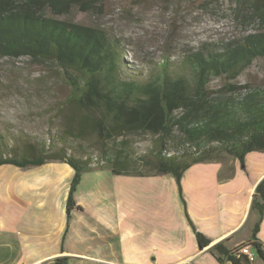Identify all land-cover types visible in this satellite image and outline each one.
Masks as SVG:
<instances>
[{
  "label": "trees",
  "instance_id": "trees-1",
  "mask_svg": "<svg viewBox=\"0 0 264 264\" xmlns=\"http://www.w3.org/2000/svg\"><path fill=\"white\" fill-rule=\"evenodd\" d=\"M231 1L237 6L236 18L257 24L255 31L223 44L206 43L177 63L164 58L157 72L142 79V70H128L124 40L100 27L58 19L73 8L103 14V0H0V59L24 58L56 67L71 90L63 103L70 109L63 115L67 136L78 140L94 135L98 144L97 154L81 157L69 155L65 148L51 150L52 143L38 140L27 139L17 147L10 144V128L3 127L0 166L25 169L57 161L71 166L75 175L67 202L69 220L75 193L88 171L108 168L114 175L140 177L170 174L182 193V177L193 164L226 163L230 156L245 170L246 155L264 151V84L239 82L256 59L264 58V0ZM215 80L223 83L212 86ZM141 135L154 138L150 152L139 154L136 149L134 138ZM252 212L258 220L251 240L234 248L225 245L232 237L216 244L219 261L253 264L240 254L246 246L264 261L258 239L264 177L255 188ZM196 235L202 249L211 243L201 233ZM54 264H68V259H55Z\"/></svg>",
  "mask_w": 264,
  "mask_h": 264
},
{
  "label": "crops",
  "instance_id": "crops-1",
  "mask_svg": "<svg viewBox=\"0 0 264 264\" xmlns=\"http://www.w3.org/2000/svg\"><path fill=\"white\" fill-rule=\"evenodd\" d=\"M257 155L263 154L246 155L245 170L236 159L191 166L181 181L184 201L170 174L123 176L107 169L114 186L77 195L70 220L71 166H0V264H54L58 258L68 264H232L219 261L213 247L229 237L228 248L251 240L257 222L246 230L251 202L264 177V155L259 173L251 175ZM10 169H19L15 178L5 173ZM197 232L211 241L207 247H200ZM258 239L264 246V216Z\"/></svg>",
  "mask_w": 264,
  "mask_h": 264
},
{
  "label": "rangeland",
  "instance_id": "rangeland-1",
  "mask_svg": "<svg viewBox=\"0 0 264 264\" xmlns=\"http://www.w3.org/2000/svg\"><path fill=\"white\" fill-rule=\"evenodd\" d=\"M103 4V14L85 13L73 8L69 14L58 19L100 27L111 36L124 40L128 70L132 73L142 70V76H139L142 79L157 72L164 58L177 63L185 54L197 51L206 43L223 44L257 29V24L243 23L236 18L237 6L231 0H103ZM49 15L52 16L50 12ZM129 74L127 72L125 76L130 77ZM239 82L263 85L264 58L256 59ZM222 83L215 80L212 86ZM70 95L71 90L56 67L37 65L24 58L16 61L0 59V128H10L12 146H23L29 139L47 145L52 143L51 150L65 148L69 155L75 157L97 154L98 144L94 135L76 140L66 134L67 121L63 115L68 114L70 109L63 103ZM134 140L139 154L151 151L154 142L151 136L141 135ZM256 153L264 155V151ZM263 155H257V158ZM231 160L232 157H225L226 162ZM244 161L246 163V159ZM262 161L257 159L256 166L259 167L251 165L252 176H257ZM198 164L208 163H197L192 167ZM107 169H102L98 175L97 170L87 173L75 197L86 198L90 192L106 191L107 187L114 186L113 176L106 173ZM18 171L10 169L5 173L10 172L15 178ZM10 175L7 174L5 179L12 177ZM177 188L179 198H184L183 184L182 193L178 183ZM257 220V213L252 212L246 230ZM259 258L257 256L256 264H263Z\"/></svg>",
  "mask_w": 264,
  "mask_h": 264
},
{
  "label": "built area",
  "instance_id": "built-area-1",
  "mask_svg": "<svg viewBox=\"0 0 264 264\" xmlns=\"http://www.w3.org/2000/svg\"><path fill=\"white\" fill-rule=\"evenodd\" d=\"M240 254L245 255L251 263H254L257 257V255L252 251L249 246L243 247L240 251Z\"/></svg>",
  "mask_w": 264,
  "mask_h": 264
}]
</instances>
